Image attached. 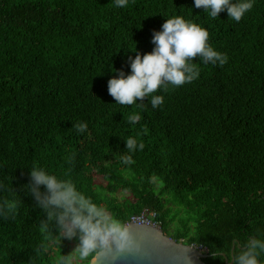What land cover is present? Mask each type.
I'll use <instances>...</instances> for the list:
<instances>
[{
  "label": "trees",
  "instance_id": "obj_1",
  "mask_svg": "<svg viewBox=\"0 0 264 264\" xmlns=\"http://www.w3.org/2000/svg\"><path fill=\"white\" fill-rule=\"evenodd\" d=\"M169 15L206 27L227 63L194 58L199 78L151 94L164 96L156 108L147 96L115 103L114 68L130 72L131 49L151 51ZM130 137L143 149L130 152ZM34 165L72 180L124 223L155 211L165 233L207 248V264H232L239 244L264 239V0L239 22L226 11L213 19L194 0H128L123 8L114 0H0V180L23 199L14 216L0 218V264H56L70 252L68 240L42 230L43 212L21 188ZM217 249L223 259L211 255Z\"/></svg>",
  "mask_w": 264,
  "mask_h": 264
},
{
  "label": "clouds",
  "instance_id": "obj_2",
  "mask_svg": "<svg viewBox=\"0 0 264 264\" xmlns=\"http://www.w3.org/2000/svg\"><path fill=\"white\" fill-rule=\"evenodd\" d=\"M117 7L123 8L128 0H114ZM254 0H194L195 8L215 19L226 11L228 17L239 22L253 7ZM161 30L154 31L151 51L129 57L130 72L114 68L119 75L108 81V92L120 105H132L149 97L151 106L163 104L164 96L153 93L167 90L168 86H182L199 78L200 69L193 63L199 57L205 64L223 66L228 61L226 53L213 48L209 43V31L183 15H169ZM140 116L133 115L130 122H139ZM78 132H85L87 123L74 125ZM127 149L131 152L137 146L135 138L126 139ZM126 164L133 163L131 155L123 158ZM29 180L21 185L26 195L43 212L41 228L45 233L58 235L62 240L76 241L75 247L63 254L56 264H76V261L94 260L96 255L115 245L125 249L134 244V238L127 225L103 204H98L87 196L69 179L58 177L44 166L30 167ZM7 191L8 198L0 199V218L14 216L21 207L23 199L13 187L0 180V192ZM239 252L232 258V264H264V239L249 237L239 244ZM234 247L236 244L234 243ZM221 250L211 252L213 258L219 257Z\"/></svg>",
  "mask_w": 264,
  "mask_h": 264
},
{
  "label": "water",
  "instance_id": "obj_3",
  "mask_svg": "<svg viewBox=\"0 0 264 264\" xmlns=\"http://www.w3.org/2000/svg\"><path fill=\"white\" fill-rule=\"evenodd\" d=\"M126 225L134 244L125 249L113 245L96 255L89 264H207L204 261L209 255L207 252L200 251L193 244L177 241L162 228L143 223Z\"/></svg>",
  "mask_w": 264,
  "mask_h": 264
},
{
  "label": "built area",
  "instance_id": "obj_4",
  "mask_svg": "<svg viewBox=\"0 0 264 264\" xmlns=\"http://www.w3.org/2000/svg\"><path fill=\"white\" fill-rule=\"evenodd\" d=\"M128 223H143L145 225L155 226L160 229L162 228V221L157 218L156 212L151 211L147 208L144 209L141 213L133 215L125 224ZM197 248L202 252H207V248L204 246H197Z\"/></svg>",
  "mask_w": 264,
  "mask_h": 264
},
{
  "label": "rangeland",
  "instance_id": "obj_5",
  "mask_svg": "<svg viewBox=\"0 0 264 264\" xmlns=\"http://www.w3.org/2000/svg\"><path fill=\"white\" fill-rule=\"evenodd\" d=\"M95 180L96 182H100V183H105L106 181L98 174H95ZM171 206H173L172 208V213L171 214H175L176 212V205L171 204ZM186 215L184 211H182L181 213H178L175 218L174 221L170 224V230L174 231L175 229H177V226H181V222H180V217ZM76 241H68V246L70 248V251L75 247ZM194 245V244H193ZM196 246V245H194ZM197 247V246H196ZM200 247V246H199ZM82 261H76V264H80Z\"/></svg>",
  "mask_w": 264,
  "mask_h": 264
}]
</instances>
